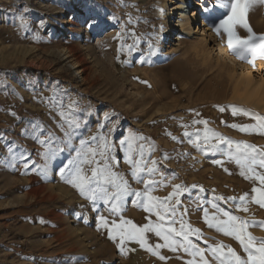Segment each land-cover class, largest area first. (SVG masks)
Returning <instances> with one entry per match:
<instances>
[{"label":"rangeland","instance_id":"374dc122","mask_svg":"<svg viewBox=\"0 0 264 264\" xmlns=\"http://www.w3.org/2000/svg\"><path fill=\"white\" fill-rule=\"evenodd\" d=\"M178 2L0 0V264H221L231 255L228 247L247 259L239 241L209 227L227 220L225 213L249 222L256 247L264 241V207L255 203L253 191L261 187L255 176L264 168L257 162L242 176L236 159L229 158V152L239 155L240 142L256 148L246 150L256 161L264 157V57L241 59L223 32L217 34L220 47L208 39L196 50L191 43L198 34L176 41ZM218 3L197 6L199 22L204 7ZM247 19L257 34L264 33V0H253ZM205 133L202 150L197 145ZM197 134L200 141L193 144ZM133 137L131 159L144 169L139 179L120 144ZM217 137L232 141L231 149ZM105 140L107 161L99 155ZM92 151L99 167L107 163L113 179L126 181L129 190L144 192L152 181L149 194L164 200L181 185L180 194L158 211L165 227L200 229L189 239L202 256L191 248H156L164 240L152 232L143 246L125 239L122 252L121 236L132 224L161 222L134 195L113 211L111 201L94 203L67 182L76 167L91 177L97 164L85 161L93 160ZM245 195L242 204L239 197ZM221 244L214 255L211 249Z\"/></svg>","mask_w":264,"mask_h":264},{"label":"snow or ice","instance_id":"6c2138e0","mask_svg":"<svg viewBox=\"0 0 264 264\" xmlns=\"http://www.w3.org/2000/svg\"><path fill=\"white\" fill-rule=\"evenodd\" d=\"M253 0H219V7L223 10L222 18L218 19V22L214 24L215 31L219 35L221 32L225 33L227 36V46L233 51L234 54L238 55L241 59H249V62H254L257 56L264 57V33L257 34L251 25L248 22L247 16L250 10L251 4ZM21 22L23 23V18H21ZM237 28H243L246 32V36H241L237 31ZM224 109L221 108V111ZM237 114V109L233 108V115ZM194 123H200V121H194ZM205 125L207 121L203 122ZM232 127H238L237 125H232ZM252 126H240L241 131H248ZM262 134H264V128L261 129ZM215 135V134H213ZM93 140L96 137L92 138ZM134 137L128 139L127 141L121 140L120 144L126 145V150L129 153V163L133 164L134 171L133 176L139 179V173L144 169L139 167L135 161L131 159V154L134 150L133 141ZM209 139L207 133H205L204 141L200 146L203 150V143ZM218 143L227 144L228 148L231 149L232 141L224 140L222 137H217ZM197 141H200V136L197 134L196 139L191 141L193 144H197ZM41 143H45V141H41ZM82 145L85 144L84 141L81 142ZM243 145V146H241ZM213 151H218L219 149L216 145H210ZM110 149V145L105 140L103 151L99 152V155L107 161L111 159L108 155ZM251 150V152H256V148L252 145L247 144L246 142H240L236 144V153L239 155L234 156L231 152H229V158L236 159V163L240 165L242 171L241 175H245V171L243 169L247 168L249 172L253 171L252 165L259 163L261 168H264V157H262L259 161H256L255 157L251 156V153L246 151ZM91 155L93 160L85 161L87 163H96L97 167L91 170V177H86L81 175L82 169L76 167L74 169V174L67 178V182L71 184L73 187H76L80 190L81 195L86 196L88 199L92 200L94 203L97 200H102L105 203L112 202L113 211H116L117 208L115 205H122L124 198L127 196L134 195L140 201V204L143 206L144 210L148 213L152 214L155 212L158 221L161 223H152L151 220L148 224L143 226H136L132 224L131 230H129L125 235L121 236V251H124L123 242L125 239L129 241H136L140 243L142 246L146 243L147 233H154L155 236L161 237L164 240L163 245H156V248L160 247H171L173 251L177 250V247H185L187 251L188 248L194 250L195 255H201L203 253L202 249H199L192 240L189 239L190 234H200V229H191L185 231L183 226L180 231H177L175 227L169 225L165 227V215H162L158 209L162 204H166L167 201L172 199V196H176L180 194V190L182 188L181 185L177 184L174 186V192L170 194L168 197H165L164 200H161L158 197L151 196L149 194V186L154 182L148 181L146 184V190L144 192H139L135 190H129V186L126 181H120L117 183L113 176L114 173L111 172L110 166L105 163L104 167H99L100 161L95 160V156L97 152L92 151ZM77 157H81V153L77 152ZM217 164H220L221 161H214ZM155 163V162H153ZM69 165L75 164V161L69 160ZM70 171H73L70 169ZM154 171L153 169H149V172ZM61 174H64V169H61ZM252 179V176L248 177ZM256 179L259 180L261 187L253 189L254 192L257 193L255 197V203L260 207H264V174H258L255 176ZM105 185H112L115 187V191L110 192L109 188ZM192 187H196L193 185ZM229 199L236 200L235 197H229ZM240 202L243 204L246 200V195L239 197ZM179 203V201H177ZM240 210L247 212V207H242ZM167 211V209H166ZM206 218H207V212ZM171 216H175V207H173L170 211ZM227 216V220L222 221L221 225L213 224L209 222V227H216L217 230L222 231L225 235L234 237L237 241H239L240 245L243 247L244 251L248 253L247 259H243L235 249L228 247V252L231 254L230 257L225 260H221V264H264V241H260V246L256 247L255 238L252 236L250 232L247 231L249 225L248 221L243 220L240 217L235 215H231L229 213H225ZM100 220L107 224L106 218L101 216ZM125 223L131 224L130 221H126ZM174 223V221H173ZM256 222H254L255 224ZM260 226H264V222H259ZM117 228H121V225L117 224ZM177 237L181 239H176ZM115 239V237H111ZM184 242H187L186 245ZM206 243V241H205ZM224 245H219L211 249L214 255L221 252V249L224 248ZM149 251H153L151 247L148 249ZM253 250L255 251V255L253 254ZM158 254V253H157ZM164 259V257H161ZM217 259H220L217 256ZM187 264H193V261H188ZM204 264H208L207 260L204 261Z\"/></svg>","mask_w":264,"mask_h":264},{"label":"bare ground","instance_id":"6f19581e","mask_svg":"<svg viewBox=\"0 0 264 264\" xmlns=\"http://www.w3.org/2000/svg\"><path fill=\"white\" fill-rule=\"evenodd\" d=\"M201 1H202V4L200 3ZM187 3H190L189 6H186V8H188V12L185 11V5ZM178 4H179L178 8L180 11V20H179L178 26L181 29L180 31L181 34L179 38L176 39V41H179L180 43H182L184 37L193 39L195 38V35L198 34L199 36H197L195 39L198 41L194 40L191 43L193 46H195L196 50L198 46L204 45L203 42L208 41V39L212 40L216 46L220 47L221 46L220 38L218 37L217 32L215 31V28H214V24L217 23L219 18H222V14H223V10L219 7V3L216 6L212 7L211 9H206L204 7L205 11L201 14V18H202L201 22H199V18H197L198 13L196 12V8L197 6L199 7L204 6V0H196L194 3L190 2V0L189 2L188 0H182V2H178L176 5ZM190 8H194L193 15H190L189 13ZM165 21L168 22V18L165 19ZM171 53L172 52L170 48L167 50L166 56L171 55ZM248 98L253 99L255 98V95H249Z\"/></svg>","mask_w":264,"mask_h":264}]
</instances>
